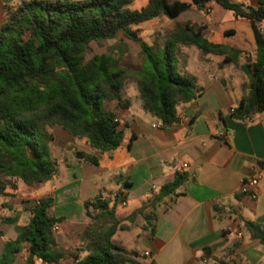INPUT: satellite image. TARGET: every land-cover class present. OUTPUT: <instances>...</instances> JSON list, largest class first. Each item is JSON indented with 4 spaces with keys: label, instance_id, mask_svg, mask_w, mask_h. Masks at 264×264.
<instances>
[{
    "label": "crops",
    "instance_id": "crops-1",
    "mask_svg": "<svg viewBox=\"0 0 264 264\" xmlns=\"http://www.w3.org/2000/svg\"><path fill=\"white\" fill-rule=\"evenodd\" d=\"M16 1L0 0V25L6 8L15 6ZM229 1L242 6L245 12L259 5V0ZM206 8L208 14L192 6L174 19L165 18L177 25L169 33L193 23L201 26L202 34L214 42L213 36L221 29L225 41L219 44L238 49L241 55L236 62L220 65V56L203 55L193 46H179L180 74L193 77L200 94L177 106L174 125L162 126L143 109L138 86L133 94L134 80L128 78L123 83L122 97L129 105L119 108L115 102H107L104 106L115 113L117 128L122 131L116 150L97 154L85 140L72 138L54 124L47 133L51 138L50 155L57 162L55 177L32 186L12 182L14 191L0 194V202L16 200L14 216L8 220L12 227L27 224H19L18 218L23 213L30 218V210L40 198L52 199L50 213L62 220L57 223L59 232L54 234L63 255L61 264L65 259L68 264L73 262L64 250L70 246V235L89 221L84 204L102 193L110 207L115 203L116 220L127 226L118 230L114 238L118 232L121 236L113 240L136 264H264V172L254 200L240 193V183L264 162V111L245 120L233 116L238 102L248 93V80L240 65L247 56L254 57L253 36L245 18L214 1L207 3ZM149 22L130 30L155 50H162L169 33L162 35L155 29L153 38L147 39V29L141 27ZM119 34L124 39L119 38L118 42L124 47H116V52H123L127 46L140 51L139 44L121 32L113 39ZM77 153L97 156V164L78 159ZM182 164L186 167L177 172ZM178 176L181 184L172 194L149 204L163 186L172 184ZM116 194L122 196L123 205ZM121 208L126 212H120ZM4 210L12 215V210ZM139 211L142 214L127 220ZM146 214L151 216L149 225ZM246 222L259 226L260 237L247 229ZM0 233L11 240L16 235L5 224L0 225ZM2 247L1 240L0 253Z\"/></svg>",
    "mask_w": 264,
    "mask_h": 264
},
{
    "label": "trees",
    "instance_id": "trees-1",
    "mask_svg": "<svg viewBox=\"0 0 264 264\" xmlns=\"http://www.w3.org/2000/svg\"><path fill=\"white\" fill-rule=\"evenodd\" d=\"M214 1L221 8L245 18L254 41V57L240 65L247 77L248 93L233 111L237 120L264 111V4L245 12L229 0H147L145 7L130 10L132 0H21L5 10L0 25V194L10 182L26 186L51 181L57 162L50 155V135L45 124L59 125L72 138L83 139L97 154L116 150L122 140L115 113L104 106L115 102L126 108L123 83L134 78L145 111L162 126L176 123V108L199 96L195 79L178 72L179 46L197 48L203 55L222 57L220 65L236 62L241 51L210 41L202 28L193 23L178 27L166 37L162 50L141 41L130 30L160 17L174 19L194 6L206 13V4ZM140 46L141 64L136 72L119 67L113 54H93L87 58L90 43L113 39L118 33ZM77 158L97 164V156L77 153ZM181 177L153 196L149 204L172 194ZM52 199L40 198L30 210L26 225L16 229L14 239L0 233L3 242L0 264H13L17 256L23 264H60L63 255L51 231L60 223L50 213ZM89 221L104 224L89 226L84 233L83 252L73 255L71 264H136L133 257L113 240L127 226L115 218V203L95 198L84 204ZM141 211L128 217L131 220ZM149 225L151 216L144 215ZM247 229L260 237L262 231L252 222Z\"/></svg>",
    "mask_w": 264,
    "mask_h": 264
},
{
    "label": "rangeland",
    "instance_id": "rangeland-1",
    "mask_svg": "<svg viewBox=\"0 0 264 264\" xmlns=\"http://www.w3.org/2000/svg\"><path fill=\"white\" fill-rule=\"evenodd\" d=\"M16 2H17V4H15V7L21 2V0H17ZM146 4H147V0H132V3L129 6V9L130 10H139V9L145 7ZM208 13L209 12L207 11V8H206L205 14H208ZM144 26H147V27H144ZM176 26H175L174 22H172V21L168 22L167 20H165L164 17H160L158 19H155V20H152L151 22H149V25H143V27H141V28L147 29L146 30L147 31L146 32V38L150 39V38H153V36H152V34L154 33L153 30L158 29L160 31V34L167 35ZM131 29H133V28H131ZM119 38L124 39V37L121 34H119L116 39H113L109 42L99 41V42L90 43L86 57L89 58L93 54L111 53L115 56V58H117L120 68H123L129 72H136L140 68L139 65L141 63L140 51H135L132 47L127 46L126 48H124L125 50L123 52H121V53L116 52V49H115L116 47L119 49L124 47V43L118 42ZM212 40L216 43H223L225 41L224 37L221 34V29H219L216 32V34L213 36ZM113 52H116V54H114ZM178 72L180 73L179 69H178ZM129 79L134 80L132 91H133V94H136L137 93L136 80L134 78H129ZM52 125L53 124L50 121H48L44 126L45 131L47 132V130H50ZM0 178L3 179V177H1V176H0ZM10 183L14 186V183H12V182H10ZM21 184H23V183H21ZM5 191H7L8 193L13 192L9 185L3 190V193ZM15 201H16L15 199H11V201H7V202L1 201L0 202V225L5 224V225H7V228L9 231H13L16 233V229L21 227V226L12 227V225L8 222V220L10 218H12L10 216H14V213H15L14 210H16L15 209V206H16ZM3 209L12 210V215H8V213H6L5 210L2 211ZM119 211L120 212H126V210L124 208L119 209ZM28 219H29L28 215L23 213L18 218L19 224H26ZM100 224L102 225V224H104V222L99 221V220L92 221V222L88 221V223L86 225H84L82 228H80V230H78L76 233L73 232L72 235H70L71 236L70 241H69L70 246H68V247L66 246V248H68V250H64L66 254L68 253L67 259L70 260L73 257V255L77 254V253H79L80 256L83 255V252H79L78 250L83 248L86 245L87 241L84 240V233L89 232V230H88L89 226L91 227V226H96V225H100ZM119 236H121L120 232L117 233V235L114 239L115 240L118 239ZM3 237H5V236H3ZM0 242H1V239H0ZM64 261L62 262V264H68V261H65V262ZM23 263H24L23 258L20 255L17 256L14 264H23Z\"/></svg>",
    "mask_w": 264,
    "mask_h": 264
},
{
    "label": "built area",
    "instance_id": "built-area-1",
    "mask_svg": "<svg viewBox=\"0 0 264 264\" xmlns=\"http://www.w3.org/2000/svg\"><path fill=\"white\" fill-rule=\"evenodd\" d=\"M186 167L185 164H182L178 169L177 172H181L184 168ZM264 172V162L258 167V169L256 170V172H254V174L249 177L246 180H243L240 183V193L244 196L249 197L250 199H255L256 198V191H257V186H258V181L260 179V175L261 173ZM99 198L104 197V193L100 194V196H98ZM121 205H123L124 200L122 198V196L120 194H116L115 196ZM93 201V200H92ZM51 231L53 234L59 232V225L56 223L51 227ZM148 253L145 252V256H147Z\"/></svg>",
    "mask_w": 264,
    "mask_h": 264
},
{
    "label": "water",
    "instance_id": "water-1",
    "mask_svg": "<svg viewBox=\"0 0 264 264\" xmlns=\"http://www.w3.org/2000/svg\"><path fill=\"white\" fill-rule=\"evenodd\" d=\"M247 11H249V10L247 9Z\"/></svg>",
    "mask_w": 264,
    "mask_h": 264
}]
</instances>
